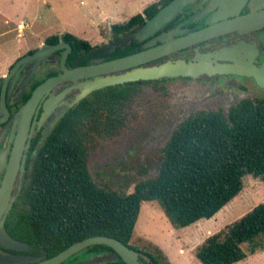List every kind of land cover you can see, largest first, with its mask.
Returning <instances> with one entry per match:
<instances>
[{
	"label": "trees",
	"instance_id": "obj_1",
	"mask_svg": "<svg viewBox=\"0 0 264 264\" xmlns=\"http://www.w3.org/2000/svg\"><path fill=\"white\" fill-rule=\"evenodd\" d=\"M170 0H156L126 21L111 25L114 39L142 25ZM59 35L46 37L57 41ZM73 51H90L88 40L63 33ZM119 46L116 55L133 52ZM158 81V80H153ZM126 82L94 90L68 108L46 137L32 175L30 225L21 237L33 252L53 256L93 235L114 237L129 246L143 201H157L175 227L209 219L243 188L247 174L264 180V96L242 98L224 113L194 111L162 146L158 172L120 193L98 186L87 167L93 135H111L125 121V110L138 84ZM264 235V201L235 221L209 234L195 248L203 264H233L247 257L243 248ZM98 246H105L99 244ZM254 253V249L249 250ZM150 263L171 264L157 245L145 250Z\"/></svg>",
	"mask_w": 264,
	"mask_h": 264
},
{
	"label": "rangeland",
	"instance_id": "obj_2",
	"mask_svg": "<svg viewBox=\"0 0 264 264\" xmlns=\"http://www.w3.org/2000/svg\"><path fill=\"white\" fill-rule=\"evenodd\" d=\"M44 1L0 0V9L4 11L0 14V42L12 40L14 45L8 43L9 51L17 47L13 54L0 56V75L16 57L41 45L50 35L71 32L88 40L96 49L109 52L120 44L112 37L111 25L137 13L150 2L47 0L48 4H45ZM3 15L10 16V21L1 22ZM19 24L23 25L21 31ZM199 81L169 78L138 84V91L128 104L125 121L117 133L95 134L89 142L87 167L94 182L120 193L131 192L136 182L157 174L162 146L172 130L196 109L220 108L226 113L228 107L241 97L264 96L263 88L261 90L248 81L226 78ZM244 83L249 84V90L241 93L239 88ZM71 97L68 95L66 100ZM262 201L264 180L251 174L244 176L243 188L214 216L185 227L173 226L157 201H144L130 243L144 250L151 249V244L157 245L172 264H203L195 256L196 246ZM243 248L248 252L247 257L233 264H264V235L252 243H245ZM251 248L254 253L249 251Z\"/></svg>",
	"mask_w": 264,
	"mask_h": 264
},
{
	"label": "flooded vegetation",
	"instance_id": "obj_3",
	"mask_svg": "<svg viewBox=\"0 0 264 264\" xmlns=\"http://www.w3.org/2000/svg\"><path fill=\"white\" fill-rule=\"evenodd\" d=\"M200 2L201 0H194L192 3L183 6L172 20L165 24L164 27L160 28L154 35L169 30H175L173 37L176 38L206 27L208 25L205 23L206 15L194 18L204 6L203 4H200ZM249 2L250 0L246 1L238 15L251 13V9H254L255 5ZM260 2L264 3V0H261ZM258 11H264V5L255 9V12ZM230 18L233 17H227V19ZM135 30L136 29L125 34H119V39H114V36H112L113 39L120 42V44L115 45L109 52L103 48L96 49L95 46L92 50L87 52L80 49L73 51L71 44L63 38L64 43L70 44V49H67L66 45L63 43L62 47L53 49L44 55L37 64H35L34 60L28 61L21 67L18 73L15 71L7 79L5 83V110L0 106V255L18 254L38 257V259L33 261H22L15 264H34L52 257L47 256L43 250H40L38 253L33 252L30 245L21 238L23 236L21 231L24 230L25 226L30 225L29 223L31 219L30 198L32 195V188L30 183L32 169L46 137L65 111L91 94L94 90L90 91L84 97L72 104V100L80 91V88H71L64 93V95L47 113L44 110V103L50 96L56 95L67 88H70L73 84L91 79V77L61 81L52 86L42 95L32 108L27 109L25 112L23 111L24 105L30 98L33 90L40 83L49 77L56 76L63 72L62 65L70 70L78 66L90 64L95 65L104 60L123 56L124 54L116 55L114 53L116 48L119 46L122 47L123 45H130L132 41L136 43L133 52L142 50L144 48V43L150 37L141 41H136L131 37L130 39L123 41L126 36L132 35ZM45 39L41 45L32 47L16 57L8 66L6 72L0 75V95L4 84V76L10 72L13 64L20 57L41 49L43 45L50 47L61 43L60 37L54 42H46ZM239 41H242V44L239 50V56H237V59L240 61L238 62L239 64L237 63L238 68H260L264 63V24L259 28L250 30L242 29L240 32L233 30L208 39L197 41L186 47L179 48L172 53L163 55L158 59L153 60L151 63L158 64L166 60H175L178 58L188 61L200 56L203 57L205 63L210 62L212 65H215L216 63L235 65L234 61L224 59V57L227 56V53L225 51L223 52L221 49ZM159 43L160 41H157L156 44ZM122 71H117L116 73ZM262 77H264V71ZM169 78H179L194 83L200 82L199 79L226 78L231 79L232 81H248L253 84V86L261 90L262 88L264 89V86H259L257 84L253 76L238 73H213L211 75L202 73L197 76H175L155 80L159 81ZM228 89H231V86H228ZM239 89L241 90V93H246L249 90V84L244 83ZM70 94L72 95L71 99L66 100L67 96ZM246 97H241L240 99ZM198 110H201V108H198ZM23 112L25 114H23ZM4 231L11 238L26 243L27 247L25 249H15L5 245L4 242H6L7 239ZM98 245L99 244H93L83 247L58 264H125L118 255L110 260L106 259L99 261L98 257L113 254L114 251L109 246ZM131 245L132 246L130 247L137 251L138 260L141 264L150 263L148 255L143 248L137 247L133 244ZM94 259H96V261H93Z\"/></svg>",
	"mask_w": 264,
	"mask_h": 264
},
{
	"label": "water",
	"instance_id": "obj_4",
	"mask_svg": "<svg viewBox=\"0 0 264 264\" xmlns=\"http://www.w3.org/2000/svg\"><path fill=\"white\" fill-rule=\"evenodd\" d=\"M194 0H170L163 5L151 18H146L144 23L140 25L133 32L132 35L126 36L123 41L133 37L136 41L149 38L144 43L142 50L116 57L109 60L98 62L97 64L78 66L73 69H66L62 65L63 72L49 77L40 83L32 92L30 98L24 105L23 111L30 109L38 102L44 93H46L55 84L64 80H76L80 78H90L83 82L73 84L70 88L50 96L44 103L45 112H49L56 102L64 95L66 91L71 88H80V91L75 95L72 104L84 97L90 91L99 89L101 87L116 85L126 82H133L139 80H155L175 76H197L202 73L211 75L213 73H238L253 76L259 86H264V63L260 68L253 67L252 69L238 68L237 59L242 41L223 47L221 50L227 53L224 59H229L235 62L233 64H218L212 65L210 62L205 63L203 57L197 56L193 60H184L181 58L175 60H166L158 64L151 62L163 55L172 53L173 51L186 47L197 41L208 39L217 35L227 33L229 31L240 32L243 30H250L259 28L264 24V11L255 12L264 5L261 0H250L249 3L255 5L251 9V13L238 15L243 5L247 0H201L203 8L194 16L199 18L205 16L206 27L196 31L189 32L185 35L174 38L175 30H169L157 35H154L160 28L170 22L176 13L183 7ZM228 16L233 18L227 19ZM61 43L47 47L42 46L35 52L25 54L20 57L12 66L10 72L4 76V84L0 95V106L5 110V83L9 76L15 71H20L21 67L28 61H35L37 64L41 58L52 51L53 49L63 46V34L59 35ZM122 41V42H123ZM160 41L159 44H156ZM67 49H70V44L64 43ZM215 58V57H214ZM216 59V58H215ZM240 59V58H239ZM241 60V59H240ZM239 64V63H238ZM240 66V65H239ZM123 70V71H122ZM117 71H122L118 72ZM105 74V75H104ZM23 112V114H25ZM7 241L5 245L15 249H25L27 244L11 238L5 231ZM93 244H104L113 249V254L103 255L98 257L99 261L110 260L116 255L120 256L125 264H141L138 260V253L134 248L128 244L107 235H93L82 240L76 241L57 254L50 258L36 262L34 264H58L75 251ZM38 259L36 256L5 254L0 255V263L15 264L22 261H33ZM93 261H96L94 259Z\"/></svg>",
	"mask_w": 264,
	"mask_h": 264
},
{
	"label": "crops",
	"instance_id": "obj_5",
	"mask_svg": "<svg viewBox=\"0 0 264 264\" xmlns=\"http://www.w3.org/2000/svg\"><path fill=\"white\" fill-rule=\"evenodd\" d=\"M154 1H156V0H150V2H148V3H146L143 7H142V9L140 10V11H138V12H141L142 10H143V8L145 7V6H147L148 4H150V3H152V2H154ZM44 3L45 4H48V1L47 0H45L44 1ZM137 12V13H138ZM4 13V11L2 10V9H0V14L2 15ZM136 14V13H135ZM134 15V14H133ZM132 15H130V17H131ZM10 16H7V15H3V17L2 18H4L3 20H1V22H4V23H7V22H9L10 21V18H9ZM38 17V16H37ZM129 17H125V20L124 19H122V20H116L115 22L116 23H120V22H123V21H126L127 19H128ZM22 29V28H21ZM19 31H21L20 29H19ZM71 33V32H70ZM73 34V33H72ZM74 35H76V34H74ZM8 43H10V45H14V43L12 42V40H11V42H8V41H5V42H0V56H2L3 54H13L14 53V51L16 50V48L17 47H14V49H11V51H9V49H7V46L9 45ZM144 202V201H143ZM139 215V214H138ZM137 221V220H136ZM136 224V223H135ZM134 228H135V226H134ZM180 252H182V250H180ZM169 259V258H168ZM170 261V260H169ZM170 263H171V261H170ZM172 264V263H171Z\"/></svg>",
	"mask_w": 264,
	"mask_h": 264
},
{
	"label": "built area",
	"instance_id": "obj_6",
	"mask_svg": "<svg viewBox=\"0 0 264 264\" xmlns=\"http://www.w3.org/2000/svg\"><path fill=\"white\" fill-rule=\"evenodd\" d=\"M18 27H19L18 29L21 30V28H23V25L22 24H19Z\"/></svg>",
	"mask_w": 264,
	"mask_h": 264
}]
</instances>
